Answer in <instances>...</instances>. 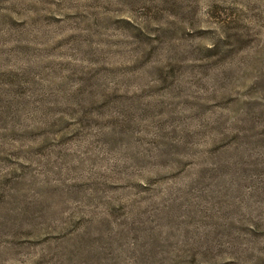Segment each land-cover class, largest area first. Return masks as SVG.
<instances>
[{"label": "rangeland", "instance_id": "374dc122", "mask_svg": "<svg viewBox=\"0 0 264 264\" xmlns=\"http://www.w3.org/2000/svg\"><path fill=\"white\" fill-rule=\"evenodd\" d=\"M0 264H264V0H0Z\"/></svg>", "mask_w": 264, "mask_h": 264}]
</instances>
